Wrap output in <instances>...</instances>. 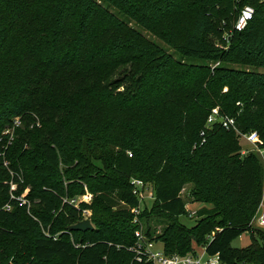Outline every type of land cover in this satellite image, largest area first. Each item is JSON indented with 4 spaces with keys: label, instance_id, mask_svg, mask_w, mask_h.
Returning a JSON list of instances; mask_svg holds the SVG:
<instances>
[{
    "label": "trees",
    "instance_id": "16d2710c",
    "mask_svg": "<svg viewBox=\"0 0 264 264\" xmlns=\"http://www.w3.org/2000/svg\"><path fill=\"white\" fill-rule=\"evenodd\" d=\"M246 5L254 16L235 31ZM260 68L264 0H0V264H152L129 250L141 221L169 255L206 247L224 264H264V229L251 224L262 159L233 129L207 125L218 108L264 142ZM132 178L155 194L137 223ZM190 183L211 204L193 227L180 220ZM28 185L30 212L11 197ZM87 192L91 203L66 200ZM85 210L95 228L71 231ZM244 231L252 243L234 247Z\"/></svg>",
    "mask_w": 264,
    "mask_h": 264
},
{
    "label": "built area",
    "instance_id": "2783aa9c",
    "mask_svg": "<svg viewBox=\"0 0 264 264\" xmlns=\"http://www.w3.org/2000/svg\"><path fill=\"white\" fill-rule=\"evenodd\" d=\"M255 13L254 7L250 5H246L239 13L238 18L234 24L233 30L235 31H242L244 30L250 20H252ZM233 30L225 33L224 38L229 42L230 37L233 35ZM16 126L21 125V121L19 118L16 119ZM216 122H220L224 128L226 129H233L241 138H243L247 143L254 146V150L260 155L264 165V142L260 137V134L257 131H251L248 133L242 132L236 122V118L230 117L227 115H221L218 108L213 109L211 114L208 117L207 125L210 126ZM10 132L7 130L5 133ZM12 132V131H11ZM12 134V133H11ZM202 135L205 134L204 131L201 133ZM13 137V134H12ZM205 139L203 140V142ZM251 151L242 150L243 154H248ZM7 165V162H5ZM131 183L133 185V193L139 199V205L131 209L132 213L134 214V222L137 223L139 221V215L143 210V204H145V200L154 199L155 194L150 190H143L146 186L145 181L137 178H132ZM12 188H16L15 185H12ZM88 194V193H87ZM87 194L83 195L86 196ZM91 196L90 194H88ZM13 199L17 201L19 206H27L28 212H30L31 203L24 199V196H18L16 194L11 195ZM70 204L78 207L80 201L86 200L85 198L79 200V198H71L66 199ZM13 209V205L10 203H6L2 210L11 211ZM1 211V208H0ZM86 214L91 215L90 210L84 211L85 218L87 217ZM257 220L258 225L260 227H264V211L255 214L253 217L251 224L254 226L255 221ZM56 238V237H55ZM137 244L134 247H130L129 250L133 251L136 254V259L138 261H150L152 264H224L219 256V254H209L207 252L206 247H202L200 250H196L194 252H190L186 255L180 254H172L169 255L165 252L164 246L161 249H158L156 246L157 241L150 240L143 232H139L137 236Z\"/></svg>",
    "mask_w": 264,
    "mask_h": 264
},
{
    "label": "rangeland",
    "instance_id": "374dc122",
    "mask_svg": "<svg viewBox=\"0 0 264 264\" xmlns=\"http://www.w3.org/2000/svg\"><path fill=\"white\" fill-rule=\"evenodd\" d=\"M111 10L113 12H117V10L113 7H111ZM131 25H133L135 28H137L139 31H141L146 37H148L149 39H151L152 41H154L155 43H157L159 46L168 49L170 52H172L176 57L179 56V54L177 52H175L172 48H170L168 46V44L159 36L147 31L145 28H143L142 26H140L139 24H137L136 22H131ZM234 67L236 68H240V69H247L248 67L240 65V64H236L234 65ZM260 71L264 72V68H260ZM14 133V130L12 131V134ZM239 142L242 146V149L244 150H248V151H252L254 150V146L247 143L243 138H239ZM146 186L143 190H150L152 192H154V186L152 182H145ZM194 187V184L190 183L186 186V188L183 190V197L184 200L186 201V208H187V213L183 216L180 217V220L182 223H184L185 225H187L188 227H193L196 223V221L198 220V211L204 207H211V204H207L204 202H199L196 201L194 196H192L191 194V189ZM30 193V186L28 185V187L26 188L25 191H23L21 193L22 196H24L23 198L26 199L27 201H29L31 204H33V202L29 199V197H27L26 195ZM88 194H90L91 196H89L88 194L86 196H79L77 198H79V200H82L85 198L86 202L91 203V201L93 200V194L90 192H87ZM81 202V201H80ZM154 202V199H147L145 200V204H143V208L147 207H151L152 204ZM124 206V205H123ZM86 218H89L90 215L86 214ZM142 223V232L145 233L146 229H147V225L145 224L144 221H141ZM254 226L259 227V228H263L264 227H260L258 225L257 220L254 223ZM163 227V224H160L156 221L152 222V228L154 230H152V237H156L158 234H160L161 229ZM252 243V234L250 231H244L243 233H241L239 236H237L233 242L232 245L234 247H238V248H242V247H246L248 245H250ZM156 246L158 249H161L163 247V243L162 242H157ZM201 248H199L200 250Z\"/></svg>",
    "mask_w": 264,
    "mask_h": 264
},
{
    "label": "water",
    "instance_id": "95a60500",
    "mask_svg": "<svg viewBox=\"0 0 264 264\" xmlns=\"http://www.w3.org/2000/svg\"><path fill=\"white\" fill-rule=\"evenodd\" d=\"M95 226L93 225L90 218L83 219L73 225L70 226L71 231H87L93 230Z\"/></svg>",
    "mask_w": 264,
    "mask_h": 264
},
{
    "label": "crops",
    "instance_id": "0c3cea01",
    "mask_svg": "<svg viewBox=\"0 0 264 264\" xmlns=\"http://www.w3.org/2000/svg\"><path fill=\"white\" fill-rule=\"evenodd\" d=\"M262 211H264V196H263V202L259 208V212H262Z\"/></svg>",
    "mask_w": 264,
    "mask_h": 264
}]
</instances>
